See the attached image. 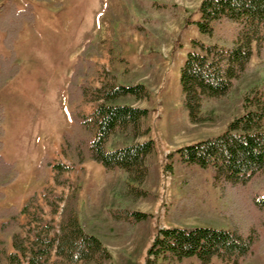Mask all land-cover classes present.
Wrapping results in <instances>:
<instances>
[{
    "label": "rangeland",
    "instance_id": "374dc122",
    "mask_svg": "<svg viewBox=\"0 0 264 264\" xmlns=\"http://www.w3.org/2000/svg\"><path fill=\"white\" fill-rule=\"evenodd\" d=\"M7 1L0 0V7ZM10 1L19 7L32 4L36 18L23 22L14 42L19 73L2 86L0 82L2 153L19 170L13 183L0 188L5 194L0 208H20L37 194L45 218L59 230L67 201L77 196L84 230L98 237L111 252L107 264H144L159 227L192 224L232 229L239 222L249 229L258 213L228 217L232 196L215 183L214 171L186 164L175 150L222 133L243 112L245 92L253 85H264V58L255 54L250 73L236 79L227 95L208 99L203 109L206 118L194 123L184 104L180 74L193 37L216 39L198 29L202 0ZM229 26L222 25L220 36L227 35ZM88 42L94 46L88 55L92 87L113 80L123 85L142 83L148 91L141 99L127 96L118 100L150 110L143 120V127L150 131L136 139L155 140L143 183L123 168L107 170L89 157L85 143L83 163L77 162L81 135L76 132L71 113L77 108L89 113L97 102L76 98L72 105L67 87L77 56ZM0 53H10L4 33H0ZM66 136L69 142H65ZM131 141L118 132L110 137L107 148ZM70 142L73 150L68 148ZM60 162L73 166L61 173L62 183L53 169ZM48 187L64 197L57 213L43 197ZM257 189L264 192V174L248 192ZM244 199L248 201L246 195ZM0 236L12 249L11 235L0 232ZM55 258L52 255L51 261ZM178 264L200 262L197 257H187ZM241 264H264V231L254 252Z\"/></svg>",
    "mask_w": 264,
    "mask_h": 264
},
{
    "label": "trees",
    "instance_id": "16d2710c",
    "mask_svg": "<svg viewBox=\"0 0 264 264\" xmlns=\"http://www.w3.org/2000/svg\"><path fill=\"white\" fill-rule=\"evenodd\" d=\"M199 11L196 22L200 33L216 39L206 41L193 37L181 67L184 104L194 123L206 118L203 109L208 99L227 95L236 79L250 73L255 54L264 58V0H202ZM35 18L30 3L19 7L9 0L1 5L0 33H4V42L10 50L8 55L0 53L1 86L20 71L14 42L23 22H33ZM224 24L230 26L228 36L222 37L219 29ZM92 46L88 42L78 54L67 87L72 105L76 98L97 102L89 113L80 108L72 110L71 119L77 134L81 135L77 162L83 163L82 144L85 143L89 157L107 170L123 168L131 178L143 183L155 140L136 139L150 131L143 127L150 110L118 100L127 96L141 99L148 91L142 83L123 85L113 80L92 87L88 80L91 63L88 55ZM243 107V112L222 133L181 146L175 154L186 164H198L214 171L215 183H220L224 194L232 196L226 211L228 217H252L255 211L257 220L253 219L249 229L239 222L232 229L192 224L159 227L144 264H178L187 257H197L200 264H241L242 259L254 252L264 231V192L257 189L249 193L248 189L260 182L264 174V85H253L245 92ZM3 119L0 112V188L13 183L19 175L16 163L8 161L2 153ZM118 132L132 141L107 148L110 137ZM69 138L66 136L65 142ZM68 145L73 150L71 142ZM64 151L67 152L65 148ZM70 168L73 166L64 162L54 165L59 183L64 182L61 173ZM246 186L248 194H245ZM3 196L0 192V200ZM43 197L53 213L60 210L62 195L48 187ZM69 201L59 230L52 220L45 218L37 194L20 208L15 205L0 208V232L11 235L13 247L9 250L0 236V264H107L111 252L98 237L84 230L78 217L77 196ZM52 255L56 256L53 261Z\"/></svg>",
    "mask_w": 264,
    "mask_h": 264
}]
</instances>
